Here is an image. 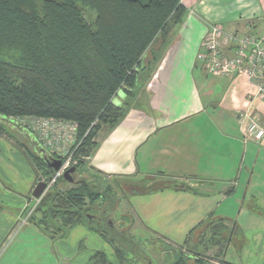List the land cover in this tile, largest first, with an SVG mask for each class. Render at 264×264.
Wrapping results in <instances>:
<instances>
[{"label":"crops","instance_id":"obj_1","mask_svg":"<svg viewBox=\"0 0 264 264\" xmlns=\"http://www.w3.org/2000/svg\"><path fill=\"white\" fill-rule=\"evenodd\" d=\"M182 3L188 12L184 24L138 101L105 131L91 167L111 179L147 186L166 179L185 187L134 194L141 229L181 245L177 237L184 243L197 227L223 221L235 228L224 251L230 260L233 238L242 235L256 246L241 249L264 257V138L245 137L249 117L264 126V102L245 76L209 75L196 62L210 24L231 33L264 34V0ZM125 98L120 91L114 103L121 106ZM22 134L35 147L36 135ZM161 172L170 178L157 175ZM36 181L27 156L0 136V264H92L102 243L110 247L95 231L81 226L52 241L31 223L17 226L24 204L34 199Z\"/></svg>","mask_w":264,"mask_h":264},{"label":"trees","instance_id":"obj_2","mask_svg":"<svg viewBox=\"0 0 264 264\" xmlns=\"http://www.w3.org/2000/svg\"><path fill=\"white\" fill-rule=\"evenodd\" d=\"M187 15L182 0H0V136L10 129L27 139L22 133L30 131L15 120L20 117L67 121L79 128L78 149L84 162L76 166L75 182L61 178L29 221L52 241L66 239L83 226L112 246L119 264L128 261L125 253L144 258L132 249V238L124 232H105V218L88 213H105L106 200L115 208L119 203L113 205L110 195L105 196L111 178L93 171L88 159L98 147L92 142L100 127L114 128L138 101ZM120 91L126 96L121 106L114 103ZM42 148L38 145L31 152L42 167V173L34 168L38 182L54 175L44 158L56 157L48 151L42 154ZM157 175L170 178L162 172ZM170 188L185 187L155 184L137 187L132 195ZM216 223L210 242L221 256L235 228ZM200 227L184 242L189 249ZM208 234L206 228L196 247ZM91 262L113 264L104 251L95 252ZM173 264L188 263L178 257Z\"/></svg>","mask_w":264,"mask_h":264},{"label":"rangeland","instance_id":"obj_3","mask_svg":"<svg viewBox=\"0 0 264 264\" xmlns=\"http://www.w3.org/2000/svg\"><path fill=\"white\" fill-rule=\"evenodd\" d=\"M24 118H28V117L15 118V120H18V119L23 120ZM108 128L109 126H105V125L101 126L92 143L97 145L99 141L102 139V137L104 136L105 131L108 130ZM62 135H65V134L63 133ZM6 136H8V138L10 137V140L14 142L15 144H17L19 148L21 147L20 145L26 146L25 148H22V147L20 148L21 152L27 156V159L29 163L31 164V166L33 167V169L38 168L37 170L38 171L40 170L42 173V169H41L42 167L40 163L37 161V159H35L31 155V152L35 151L33 145L27 146V144L23 142L24 137L23 136L21 137L20 135H18L16 131H12L9 129L7 131V134H5L3 137H6ZM66 139H70V141H68L64 149H62V152L60 153L52 152V151L50 152H52L53 156H55L57 159H61L64 162H67L71 159L70 161L71 164L74 167H76L79 164H81V162H84V159H82L81 155L79 154V149H78L81 144V141L79 140V128L75 132H73L72 135L67 136ZM24 141H26V139ZM41 146L44 147L42 144ZM65 154L66 156H64ZM86 170L82 172L83 173L87 172ZM84 176L86 177V175ZM77 178L80 180L82 177L80 176ZM57 182L50 186L46 194L55 187ZM36 183H38V181H36ZM146 183H149V182H146ZM146 183L144 184V181L139 182L138 180H125V179H119V178L111 179L109 183L110 187L105 189V196L110 195V201L112 200L111 203L113 205H115L116 202L117 203L119 202L116 208L110 205L108 200H106L105 213H102L101 211H94V210H89L88 213L93 214V216H95L96 218H105V224L104 226H102L105 229V232L109 233L110 230H112L115 234L124 232L130 238L134 240L132 249L136 250V252L142 255L144 258L139 260L133 254L124 252L126 256L128 257V261H126L125 264H148L149 262H151L152 264H173L176 261V259L179 257V256H176L173 252L175 250H179V251L182 250L180 248V245L166 241L164 238L156 236L153 233L148 232L144 229H141L139 226H137V221H136V218L134 216V211H133L135 197H133L132 193L137 192V187L138 188H146V187L149 188V187L154 186L155 184L177 183V182H174L173 180L162 179V181H157L155 183L150 184L149 186H147L148 184ZM91 188L93 190L99 191L98 188H95V187H91ZM111 192H113V194H111ZM127 199L129 200L130 204H128ZM42 201L38 205L35 213L37 212L38 208L41 206ZM34 204L35 202L33 200H31V202L28 204L26 203L24 204V207L20 211L21 213L18 218L17 226L20 225L21 220H24V218L26 217L27 206L30 205L32 207L34 206ZM86 204L87 206L90 205L91 199H87ZM111 220L113 221V227H111L109 223ZM94 224L96 225V223ZM208 224H210L211 226H208ZM216 224L218 223L208 222L207 224L202 225L198 229V231H196V234L194 235L193 240H191L193 241L192 245L194 246L190 245V247H192L194 250H199L203 253H207V255L201 256L199 260H188L184 256L186 254L183 253L182 257L187 261L188 264H217L216 260H213L212 258L209 257L210 255L215 256L220 250L219 247H214L213 243L210 242L211 236L213 235V233L214 234L216 233L214 229H212L215 226H218ZM206 228H209V233H210L208 234L209 236L204 240V242L201 245H199V247H196V244H198V239H200V236H202V232L206 231ZM169 233H170V230H169ZM244 238L245 237H243V235L242 237L236 236V238H233V242H232L233 251L230 252L231 262L235 264H264V257L259 256L260 254H258V256H255L254 250L252 251V254L250 253L248 254L241 249L242 247L245 248V246L246 247L256 246V244H250L248 242H244L243 241L245 240ZM180 239L181 237L179 238L177 237L176 241L182 244L183 242ZM236 239H238V241ZM124 242L126 241L124 240ZM89 244L91 245L93 243H89ZM102 245L104 247L103 251L106 253V255H108L109 259L113 261V264H119L118 263L119 261L116 258L115 253L113 252L114 249L112 248V246L110 245L109 247L104 243H102ZM120 247L123 248L122 246ZM185 252L188 253V251H185Z\"/></svg>","mask_w":264,"mask_h":264},{"label":"built area","instance_id":"obj_4","mask_svg":"<svg viewBox=\"0 0 264 264\" xmlns=\"http://www.w3.org/2000/svg\"><path fill=\"white\" fill-rule=\"evenodd\" d=\"M196 62L197 66L209 75L245 76L256 89L257 96L264 102V34L259 35L252 30L243 34L231 33L225 31L219 24H210L197 53ZM16 122L34 133L49 152H62L70 141L66 137L78 129L75 123L56 119L28 117L18 119ZM63 133L65 135H62ZM245 137L254 141H261L264 138V126L259 118L249 117ZM52 152L50 153L53 155ZM61 161L62 167L55 172L52 180L48 181V189L63 178L67 170L74 167L71 159L67 162ZM46 192L40 199H33L34 206H27V215L21 220V224L29 223Z\"/></svg>","mask_w":264,"mask_h":264},{"label":"water","instance_id":"obj_5","mask_svg":"<svg viewBox=\"0 0 264 264\" xmlns=\"http://www.w3.org/2000/svg\"><path fill=\"white\" fill-rule=\"evenodd\" d=\"M38 145L41 146L40 142L36 141L34 150H37ZM43 148L41 149L42 151H40V152H42V154H44V153L47 154L48 150L46 148H44V149ZM44 160L48 164V166L52 169L54 174H55V172L59 171L60 168L62 167V161L59 160V159L53 158L52 156H50V157L46 156L44 158ZM76 173H77V168L76 167H72V168H70L69 170H67L64 173L63 179L68 181V182H70V183H74L75 182ZM50 180H52V177L50 178ZM47 189H48V181L38 182L36 184L34 190H33V193H32L33 198L40 199L44 195V193L46 192ZM109 223H110L111 227H113V221L111 220Z\"/></svg>","mask_w":264,"mask_h":264},{"label":"flooded vegetation","instance_id":"obj_6","mask_svg":"<svg viewBox=\"0 0 264 264\" xmlns=\"http://www.w3.org/2000/svg\"><path fill=\"white\" fill-rule=\"evenodd\" d=\"M78 180L79 179L77 178V181ZM180 248L182 250H180V251L175 250L173 253L179 257H182L183 253H185L186 255H184V256L188 260H199L201 256L207 255V253H203L199 250L189 249L188 246L184 245V243L180 245ZM185 251H188V253H186ZM208 255H210V254H208ZM209 257L212 258L213 260H216L217 264H235V263L231 262L230 259H228L227 255L225 253H223V255H221V256H218V253H217L215 256L210 255ZM148 264H152V263L149 262Z\"/></svg>","mask_w":264,"mask_h":264}]
</instances>
